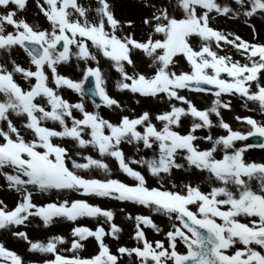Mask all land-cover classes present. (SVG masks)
Masks as SVG:
<instances>
[{"label": "snow or ice", "instance_id": "obj_1", "mask_svg": "<svg viewBox=\"0 0 264 264\" xmlns=\"http://www.w3.org/2000/svg\"><path fill=\"white\" fill-rule=\"evenodd\" d=\"M26 3L0 0V177L6 189L16 194L11 207L0 199V230L24 241L28 252L51 258L25 260L0 243V264H120L121 257L133 254L138 264L149 260L152 264H264V162L244 157L247 149L264 148V143L233 147L234 141L254 134L264 138V123L237 116L251 127L242 133L233 130L220 113L231 106L221 98L223 94L240 95L264 113V43L211 26L216 15L264 14V0H234L235 8L218 0H141L147 11L139 37L126 30L135 27L133 20L115 18L109 0H96L95 7H85L78 0H35L48 28L18 18ZM89 13L94 14L92 19ZM193 37L198 38L195 46ZM226 45L245 62L221 55L219 50ZM16 48L23 51L26 62L13 57ZM138 52L149 61L151 71H142L133 59ZM177 57L186 61L188 70H176ZM73 58L82 72L80 79L58 71L59 65ZM99 58L117 73V91L129 93L136 105L141 98H151L164 107L137 112L110 95ZM89 77L93 86L86 93ZM62 89L73 91L79 99L70 101L61 95ZM183 90L211 93L213 99L208 107L199 108L181 94ZM102 107L116 113V119L103 116ZM185 118L190 122L181 132ZM214 126L227 134L213 136ZM199 129H209L208 134L195 135ZM198 140L210 147L201 148ZM123 145L132 146L138 158L127 155ZM89 148L98 155L88 154ZM105 158L133 182L115 177ZM133 164L146 169L156 179L155 185L149 186L145 174ZM193 168L206 174L207 191L191 179L179 185L173 182V170ZM93 169L104 177L81 174ZM69 192L140 205L165 216L170 224L163 231L149 215L127 214L135 221L132 238L137 246L119 245L113 253L104 237L119 239L122 229L113 222L114 212L87 199L59 198ZM37 194L48 199L37 202ZM53 194L57 199H51ZM81 217L96 219L95 228L76 224ZM33 218L44 227L54 219L73 222L71 240L56 234L42 241L14 230L26 227ZM141 225L163 231L165 239L149 240ZM87 238H94L97 250L81 256ZM66 243L68 248H58Z\"/></svg>", "mask_w": 264, "mask_h": 264}, {"label": "rangeland", "instance_id": "obj_2", "mask_svg": "<svg viewBox=\"0 0 264 264\" xmlns=\"http://www.w3.org/2000/svg\"><path fill=\"white\" fill-rule=\"evenodd\" d=\"M78 2L82 3L85 7L91 5L95 7L96 0H78ZM221 3H229L233 8L236 7L234 0H218ZM111 5V10L116 19L124 21V20H133L135 22L134 28H128L127 31H132L135 33L137 37L141 35V21L142 16L146 13V9L143 7L141 0H109ZM22 16L24 17L30 24L32 25H39L41 28H48V22L43 14L39 11L36 6L35 0H27L26 8L22 11H18V18ZM94 17L93 13H89V19ZM211 26L223 30L225 33H235L239 35L242 39L254 42V43H264V14H254L251 17H244V16H232L231 14L225 15H216L215 19L211 21ZM253 26L255 28V33L253 32ZM10 30V29H9ZM191 43L195 46L198 44V38L193 37ZM223 44V42H221ZM220 54H229L233 57L234 60H240L242 63L245 62V57L241 56L236 50L230 46L226 45L222 49L219 50ZM3 55V54H0ZM13 57L16 58L20 62H26V56L23 51L19 48L13 50L12 53ZM133 59L137 61L140 65L142 71H151L148 68L149 61L146 58H142L141 53H136L133 56ZM178 62L177 71L183 69L188 70V65L185 60L181 57L176 58ZM93 63L94 62H90ZM77 61L73 58L68 64H61L58 66V71L61 74L69 75L73 79H80L82 78V72L77 71L76 69ZM26 66V65H25ZM99 66L103 70L104 74L108 77L107 82V89L110 95L119 99L122 103H126L129 108H135L137 112L141 111L142 109H148L152 112L157 111L158 109L164 107V105L159 104L156 101H153L151 98H141L140 105H136L131 98V95L127 92H119L114 87V81L117 78V73L114 69H112L108 63V61L104 58H99ZM83 64L81 62V68ZM17 80L22 85H25V81L17 77ZM261 80L264 81V73L261 74ZM183 95H187L193 99L194 103L199 108L208 107L213 99L211 93H199L190 90H183L181 92ZM61 95L65 98L69 99L70 101H75L79 99V96L71 90L62 89ZM224 101H230V108L229 109H220L221 116L223 117L224 121L227 122L233 130H239L242 133H246L251 130V127L246 123V121H239L235 117L240 116H250L258 122L264 123V113L258 111L257 105L250 101L251 107H245L244 104L241 102L245 98H242L240 95H230V94H223L221 97ZM85 103L89 110H91V101H89L86 97ZM101 114L106 118H110L115 120L116 113L110 111L106 108H101ZM127 114V113H126ZM213 122H217V117L212 114L210 117ZM183 127L179 129V131L184 132L187 130V125L189 124L190 120L185 118L183 119ZM51 125V123L49 124ZM209 129H199L196 130L195 135L197 136H204L208 134ZM213 136L217 135H226V130L221 129L219 127H212L210 129ZM70 143V142H66ZM197 144L200 145L201 148L210 147V144L206 143L203 140L196 141ZM241 145L240 147H242ZM124 151L127 155L133 156L138 158L137 154L135 153L134 149L130 145H123ZM88 154L97 156L98 154L93 152L90 148L87 149ZM144 154V153H141ZM150 155V153H149ZM221 152H217L216 156L219 158ZM244 157L247 160H254L257 162H264V148H249L245 151ZM79 159V157H75ZM106 163L109 164L110 168L113 170V175L125 182L132 183L133 181L131 178L125 176L124 174L120 173L117 169L116 163L111 160L110 158H105ZM133 168L142 171L147 179V183L149 186H154L156 183V179L150 176L146 169L142 168L140 165H131ZM81 174L85 175H93L97 178H103L104 173L100 170L93 169L91 172L88 170H83ZM173 182L179 185L181 180H188L191 179L194 183L201 182V187L203 190H208V184L205 180V173H200L196 169L191 170H173ZM5 181L2 177H0V199H3L5 203H7L10 207L14 206V202L16 199V194L14 192L8 191L6 189ZM253 187H256L255 181L252 182ZM166 187H170V185L166 184ZM60 199L64 198H71V199H87L90 203L98 204L102 208L111 209L114 212L113 222L116 223L122 231L118 234L119 239H115L111 236H105L104 241L110 247L113 253L116 252V249L119 245H125L128 247L137 246V241L134 240L133 233L135 231V221L134 219H129L127 214H131L132 217H135L137 213L142 215H149L153 219V221L163 230L166 231L169 227L170 222L168 219L160 214L151 213L149 209L136 205L130 202H121L112 198L107 197H96V196H81L77 193H65L62 194ZM47 196H41L39 194L34 196V200L37 202L41 200H47ZM51 199H57L56 195L53 194ZM242 222L243 218H241ZM97 220L94 218L89 217H81L75 222L76 224L86 225L90 228H95L97 224ZM103 224V221H100ZM74 226L73 222L61 219H54V222L48 226L44 227L42 221L39 218H33L31 222L25 226H18L14 230H23L28 233V235L33 239H38L45 241L48 236L51 235H62L66 237L69 241L71 240L70 231L71 228ZM103 226L107 229L108 225L103 224ZM143 228L146 237L149 240H164L165 237L163 235V231L160 233L155 232L150 227H146L141 225ZM0 243H3L9 249L15 250L18 254L24 257L25 260H34V261H41L43 259L51 258L50 256H45L40 253H31L27 251V245L24 241L13 237L9 231L7 230H0ZM84 247L79 251V255L81 256H90L95 254L97 250V245L95 243L94 238H87L86 240L82 241ZM70 244H61L58 248H68ZM179 246V245H178ZM181 250H183L182 246ZM69 254L70 253H65ZM120 264H138V261L135 258V254L130 258L127 255L121 257Z\"/></svg>", "mask_w": 264, "mask_h": 264}, {"label": "water", "instance_id": "obj_3", "mask_svg": "<svg viewBox=\"0 0 264 264\" xmlns=\"http://www.w3.org/2000/svg\"><path fill=\"white\" fill-rule=\"evenodd\" d=\"M59 47H62V44L60 43L59 44ZM202 87H208V88H213L214 86H211V85H201ZM90 88H87L86 90H87V92H88V90H89ZM147 264H152V262L149 260L148 262H147Z\"/></svg>", "mask_w": 264, "mask_h": 264}, {"label": "bare ground", "instance_id": "obj_4", "mask_svg": "<svg viewBox=\"0 0 264 264\" xmlns=\"http://www.w3.org/2000/svg\"><path fill=\"white\" fill-rule=\"evenodd\" d=\"M241 102L244 104V106L247 105V106H245V107H247V108H248V107H251V103H250V101H246V99H244V100H242Z\"/></svg>", "mask_w": 264, "mask_h": 264}]
</instances>
